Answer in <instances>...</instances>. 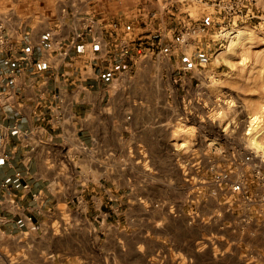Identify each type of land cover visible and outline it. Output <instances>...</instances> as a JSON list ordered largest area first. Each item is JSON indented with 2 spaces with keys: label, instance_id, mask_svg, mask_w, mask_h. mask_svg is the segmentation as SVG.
<instances>
[{
  "label": "rangeland",
  "instance_id": "1",
  "mask_svg": "<svg viewBox=\"0 0 264 264\" xmlns=\"http://www.w3.org/2000/svg\"><path fill=\"white\" fill-rule=\"evenodd\" d=\"M11 1L13 16L66 13L54 7L63 0ZM114 12L121 32L141 18L140 33L130 23L132 53L116 70L106 110L115 134L125 126L115 147L129 154L113 153L103 168L91 155L76 165L84 184L110 177V192L125 197L102 214L90 202L77 220L60 204L50 224L62 225V248H74L67 240L76 235L64 225L81 224L88 229L77 234L75 264H264V0H127ZM146 151L166 155L145 163ZM65 170L74 177L72 166ZM243 177L253 201L231 189ZM31 252L46 264L45 250Z\"/></svg>",
  "mask_w": 264,
  "mask_h": 264
},
{
  "label": "crops",
  "instance_id": "2",
  "mask_svg": "<svg viewBox=\"0 0 264 264\" xmlns=\"http://www.w3.org/2000/svg\"><path fill=\"white\" fill-rule=\"evenodd\" d=\"M120 1L127 0H63L54 6L66 10L62 18L29 19L10 15L12 1L0 0V22L11 36L0 52V93L10 99L0 104V264H43L31 252L39 249L46 251L41 258L46 264H75L74 250L82 243L77 234L88 228L64 225L76 235L67 240L74 248H62V225L50 224L59 205L68 206L77 220L80 213L88 215L90 202L102 214L118 198L108 187L113 178L89 176L84 184L82 166L76 164L91 155L103 168L113 153L121 159L129 154L115 147L126 135L125 126L115 134L106 117L116 70L124 69L132 53L130 23L141 32V18L122 32L116 28L114 8ZM73 5L96 11L76 18L69 11ZM134 8L141 15V5ZM145 39L139 36V45ZM165 155L146 151L144 162ZM65 165L73 167L74 177L67 176ZM59 213L63 217L64 211Z\"/></svg>",
  "mask_w": 264,
  "mask_h": 264
},
{
  "label": "built area",
  "instance_id": "3",
  "mask_svg": "<svg viewBox=\"0 0 264 264\" xmlns=\"http://www.w3.org/2000/svg\"><path fill=\"white\" fill-rule=\"evenodd\" d=\"M10 35L6 30V22L2 21L0 22V52H3L6 49V46L9 44ZM10 99L9 96H6L3 93H0V104H6L9 103ZM27 135V134H24ZM4 157L6 159H10V154H5ZM246 163H254V158L252 156H247L245 158ZM256 166V165H255ZM217 178L221 182H228L230 180V174L228 172H221L217 175ZM6 186V185H3ZM26 189L29 188V185L24 186ZM231 189L233 193L241 196L246 201H253L252 194L250 192V188L246 183L245 178H239L237 181L232 182ZM40 194H34L35 197H38ZM262 202L264 203V198L262 199Z\"/></svg>",
  "mask_w": 264,
  "mask_h": 264
},
{
  "label": "bare ground",
  "instance_id": "4",
  "mask_svg": "<svg viewBox=\"0 0 264 264\" xmlns=\"http://www.w3.org/2000/svg\"><path fill=\"white\" fill-rule=\"evenodd\" d=\"M253 142H254V144H255L257 147H261V146L258 144L256 138H254Z\"/></svg>",
  "mask_w": 264,
  "mask_h": 264
}]
</instances>
